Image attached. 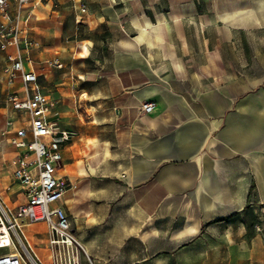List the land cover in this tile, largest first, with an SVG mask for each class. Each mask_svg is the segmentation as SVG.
Here are the masks:
<instances>
[{
    "label": "crops",
    "instance_id": "obj_1",
    "mask_svg": "<svg viewBox=\"0 0 264 264\" xmlns=\"http://www.w3.org/2000/svg\"><path fill=\"white\" fill-rule=\"evenodd\" d=\"M50 2L33 9L32 38L31 20L39 19L35 10ZM80 2L87 11L75 22L90 17L96 29L107 27L111 35L80 38L67 46L79 47L82 60L77 78H65L57 88L51 112L69 133L61 146L67 189L56 205L74 213V260L196 264L199 242L215 230L226 232L231 215L259 212L257 220H264V78L245 70L199 76L179 64L162 63L155 48L168 34V10H192L197 0ZM249 12L244 6L223 8L216 19L232 22ZM141 26L147 27L151 45L138 41ZM7 52L1 56L0 77ZM89 54L93 57L87 60ZM8 91L0 82L3 193L11 191L5 147L12 148L10 163L17 150L1 131L8 117L20 116L4 103ZM146 101L154 103L152 111L139 113ZM119 213L125 218L119 219ZM256 238L264 243L261 235ZM45 246L40 254L53 264L54 250L47 240ZM252 258L262 262L264 251Z\"/></svg>",
    "mask_w": 264,
    "mask_h": 264
},
{
    "label": "rangeland",
    "instance_id": "obj_2",
    "mask_svg": "<svg viewBox=\"0 0 264 264\" xmlns=\"http://www.w3.org/2000/svg\"><path fill=\"white\" fill-rule=\"evenodd\" d=\"M79 1L87 0H52L39 13L38 9L35 10L38 20H31L32 35L39 42V48L33 53L35 68L40 75L39 82L43 92L55 103L58 101L57 88L61 87L60 83L68 77L77 78L78 63L82 60L79 47L67 46L76 44V39L109 38L111 35V29L107 27L101 31L96 29L90 17L86 21L83 18L84 22H75L76 16L81 15ZM237 6L246 7L249 15L242 14L232 22L216 19L223 8L231 10ZM185 9L168 10V34L162 40V47L155 48L162 63L179 64L182 71L199 76L221 70H245L248 75L264 78V0H197L192 10L189 6ZM159 27L158 32L162 30ZM84 43L87 42L81 44ZM2 54L0 51V72ZM54 57L62 60V68L48 66L47 62ZM92 57L89 54L86 59ZM2 106L0 93V115L4 112ZM51 118L54 119L52 113ZM10 152L12 148L7 145L5 171L10 178L7 185L11 191H0V194L9 206L14 207L17 205L14 201L18 198V183L12 177ZM63 169L62 165L58 170L60 176L65 175ZM21 201L22 197L18 202ZM67 213L72 221L74 213ZM124 215L119 213L118 218H125ZM258 215L259 212L243 211L228 217L226 232L225 229L215 230L199 242L196 264H264V260L259 262L252 258L254 252L264 251V243L255 239V235L259 234L264 240V220L261 217L257 220ZM255 224L258 227H253ZM26 234L32 237V240L28 238L43 263L49 264L51 259L47 262L40 254L46 248L44 223L30 225Z\"/></svg>",
    "mask_w": 264,
    "mask_h": 264
},
{
    "label": "built area",
    "instance_id": "obj_3",
    "mask_svg": "<svg viewBox=\"0 0 264 264\" xmlns=\"http://www.w3.org/2000/svg\"><path fill=\"white\" fill-rule=\"evenodd\" d=\"M47 1L0 0V51L12 49L6 53L0 77L9 89L3 100L20 114L7 118L1 136L17 150L11 161L12 176L22 195V201L12 207L0 194V264H44L26 234V227L37 222L46 227L47 245L55 253L53 264H67L62 261L61 246L68 253V264H80L74 260L78 243L69 215L56 205L67 189L58 170L62 166L61 146L69 133L51 118L54 101L43 92L32 57L39 48L30 34L32 11ZM79 10L85 13L86 4L80 2ZM47 64L56 69L63 66L58 57ZM153 107L152 101H146L137 110L149 113Z\"/></svg>",
    "mask_w": 264,
    "mask_h": 264
},
{
    "label": "bare ground",
    "instance_id": "obj_4",
    "mask_svg": "<svg viewBox=\"0 0 264 264\" xmlns=\"http://www.w3.org/2000/svg\"><path fill=\"white\" fill-rule=\"evenodd\" d=\"M244 13V12H243ZM238 17V16H237ZM228 19V18H227ZM228 20H231V19H228ZM222 21V20H221ZM229 22V21H227ZM144 25V24H143ZM138 41H146L149 45H151L150 41H149V35H148V30H147V27L146 26H141L139 28V36L137 37ZM87 43H84L83 44V47L86 45ZM86 48V47H84ZM60 253H61V258H62V261H64L65 259V263H69V259H68V253L66 251V249H64L62 246L60 248Z\"/></svg>",
    "mask_w": 264,
    "mask_h": 264
},
{
    "label": "trees",
    "instance_id": "obj_5",
    "mask_svg": "<svg viewBox=\"0 0 264 264\" xmlns=\"http://www.w3.org/2000/svg\"><path fill=\"white\" fill-rule=\"evenodd\" d=\"M234 215V214H233Z\"/></svg>",
    "mask_w": 264,
    "mask_h": 264
}]
</instances>
